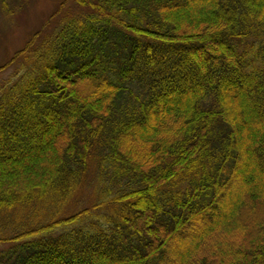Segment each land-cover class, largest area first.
Wrapping results in <instances>:
<instances>
[{"label": "trees", "instance_id": "trees-1", "mask_svg": "<svg viewBox=\"0 0 264 264\" xmlns=\"http://www.w3.org/2000/svg\"><path fill=\"white\" fill-rule=\"evenodd\" d=\"M61 12L5 67L0 264H264V0Z\"/></svg>", "mask_w": 264, "mask_h": 264}, {"label": "rangeland", "instance_id": "rangeland-1", "mask_svg": "<svg viewBox=\"0 0 264 264\" xmlns=\"http://www.w3.org/2000/svg\"><path fill=\"white\" fill-rule=\"evenodd\" d=\"M64 2L65 0H9L7 5L6 3L1 5L0 88L13 72V67H5L17 53L23 50L40 30L43 29L44 38L55 29L63 16V13L58 11L62 9ZM74 9L78 10L76 4L72 5L70 11ZM42 38L39 43L42 42Z\"/></svg>", "mask_w": 264, "mask_h": 264}]
</instances>
